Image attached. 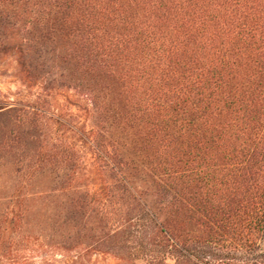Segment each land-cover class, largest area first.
<instances>
[{"label": "trees", "instance_id": "1", "mask_svg": "<svg viewBox=\"0 0 264 264\" xmlns=\"http://www.w3.org/2000/svg\"><path fill=\"white\" fill-rule=\"evenodd\" d=\"M9 54L40 88L0 103L36 145L20 181L65 172L11 195L0 264H264V0H0ZM63 90L90 108L76 159Z\"/></svg>", "mask_w": 264, "mask_h": 264}, {"label": "rangeland", "instance_id": "2", "mask_svg": "<svg viewBox=\"0 0 264 264\" xmlns=\"http://www.w3.org/2000/svg\"><path fill=\"white\" fill-rule=\"evenodd\" d=\"M40 88L38 85L27 82L24 76L21 74L20 68L17 64L16 56L9 54L7 56L0 57V103L7 105V107H18L24 104H41L38 97ZM74 93L66 92V90L59 91L53 102V106L49 109V114L65 117L68 112H71L75 117V121L79 119V124H74L75 131H66L68 139L60 137V133L56 135L59 139H65L68 142H73V158H79V151L82 147L81 139L78 134H81L82 129L89 132L91 129V123L89 122L90 114L89 107L84 102L75 96ZM14 130L12 135H8V130ZM26 127L20 124H9L5 119H0V213L6 208V206L13 205L21 199L11 197L15 192L16 194H30L33 193H45L54 187L57 183L55 174L62 175L65 169L54 170L47 167L42 170V173L35 176L33 179L28 178L24 181H20V177L23 173H28L32 167L30 162L32 157L36 155V145L32 144L27 135L24 134ZM77 134H75V133ZM62 140V141H63ZM60 141V142H62ZM64 144V143H63ZM84 150L88 146L83 143ZM90 155H86V157ZM33 169V168H32ZM67 170V169H66ZM68 171V170H67ZM59 179V178H58ZM37 194V195H38ZM26 203L37 208L45 209L46 214L53 213L54 199H37L31 197V199H24ZM33 219L41 218L44 214V210H39L37 213H33ZM55 259L59 262L63 261V258L56 256ZM90 264H114L115 261L109 256L93 255L90 258ZM40 257L38 254H34V257L30 258V264H40ZM86 264V263H85Z\"/></svg>", "mask_w": 264, "mask_h": 264}]
</instances>
